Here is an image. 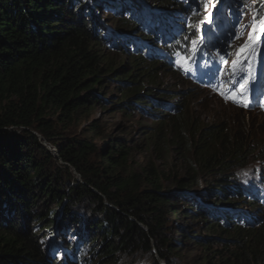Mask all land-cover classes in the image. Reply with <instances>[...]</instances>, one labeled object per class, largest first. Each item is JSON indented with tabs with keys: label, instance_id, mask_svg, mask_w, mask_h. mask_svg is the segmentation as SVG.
<instances>
[{
	"label": "trees",
	"instance_id": "trees-1",
	"mask_svg": "<svg viewBox=\"0 0 264 264\" xmlns=\"http://www.w3.org/2000/svg\"><path fill=\"white\" fill-rule=\"evenodd\" d=\"M119 1L0 0V264H128L140 255L264 264V170L248 168L264 161L261 145L249 123L199 115L194 97L205 88L180 76L181 61L200 63L221 32L217 1L210 13V0ZM254 1L264 30V0ZM254 27L252 37L261 34ZM227 37L226 55L203 63L224 86L250 69L235 61L222 76L240 38ZM164 73L188 91L166 87ZM98 105L150 124L111 129L89 119ZM173 157L178 171L163 169Z\"/></svg>",
	"mask_w": 264,
	"mask_h": 264
},
{
	"label": "rangeland",
	"instance_id": "rangeland-1",
	"mask_svg": "<svg viewBox=\"0 0 264 264\" xmlns=\"http://www.w3.org/2000/svg\"><path fill=\"white\" fill-rule=\"evenodd\" d=\"M132 1H134L132 2V4H135L138 7H141L143 3L149 4L148 0ZM204 1L207 2V0ZM214 1H217L216 7H218L215 10V14L213 17H217L221 20L220 24L222 25H220V27H223L224 29H220L221 32L219 33H212V36H210L209 38V43H206L205 45L204 57L202 61H200V64L204 63L208 56H216V52L219 50H222L223 54V49H225L223 44L225 43L222 35H227L229 37L233 35L234 38H237L239 36L240 38L238 39V45H235L233 57L230 59V62L236 61V63H242V65H246L247 63L245 61L248 54L254 53V48L257 49L258 45L261 47L262 43H264V30L255 20L256 3L254 0ZM119 2L120 4H123L125 2L123 5H126L130 3V0H120ZM213 4V0H210L206 3V13H210L213 11ZM108 14L109 13H104L103 10H100L98 12V15L100 17L99 20L101 22L104 21L106 25L111 26L113 22L108 17ZM110 14L112 13L110 12ZM254 26H256L258 32L261 33L256 37H252V35L254 34ZM233 30H235V33H233ZM260 50H262L264 54V49L262 48ZM222 54L219 57H221ZM198 59L199 56H196L190 60H187V58H185V60L181 61L180 69V76H182V78L194 83L195 86H201L205 88L203 89L205 90L203 91V94L198 93L194 97L196 112L199 115L204 116L207 121H220L232 127H237L240 125L244 126V123H249L252 127V132L256 137V141L260 143L262 151L264 152V108L262 107V98L264 97V86L262 85V83L264 82V64H262V80L260 81L261 88L259 91L254 89L252 86L247 87V85H244L243 82L245 81V77L241 81L238 80L239 78L237 77L235 82L236 84L234 86L231 85L233 84L235 77H230V80H227L229 78L225 79L226 82L229 81L227 82V87L224 85L216 87L214 85L208 84L207 82L198 78L196 74V70L198 69ZM230 67L232 68L233 66L232 63L229 64V61L228 63L222 64V69H224L222 76L227 74L226 77H228L229 73H233ZM203 72H206V69H204ZM161 77V81L169 89L176 90V92L188 91L189 83L182 81L178 76H176V78L171 76L170 73H164ZM204 77L206 78L207 76ZM259 92L263 94L259 95ZM115 94L116 95L113 96L114 100L118 98L117 93ZM240 111H244L245 113H247V115L242 114ZM248 111L250 112V115ZM108 115V112H103L102 107L98 105L92 112L89 119H101L102 123L104 124L109 122V124H112L111 129L114 127V124L116 122L122 120H124V123L133 124L136 126L138 122H141L142 125L150 124V122L148 121L145 122L139 120L141 116L138 113H136V117L133 118V121L129 120V118H123V116L119 114L114 116ZM88 123L90 122L81 124L79 133L87 134L88 131L86 124ZM139 136L140 133L136 131L134 140L136 139V141H143V138H139ZM135 160H138L139 163L143 164L146 160V156L144 154L135 156ZM170 167H173L175 171H178V169L181 167V161L179 157H173V159L170 160L169 163L163 164V169H169ZM248 168L250 169L249 172L253 170L255 173H262V170H264V161H254V163H252ZM205 184V182H202L194 189L196 191H201L205 188ZM200 254L201 251L198 250L194 255L199 256ZM127 262L128 264H151L152 261L149 257L140 255L135 261L128 259Z\"/></svg>",
	"mask_w": 264,
	"mask_h": 264
},
{
	"label": "clouds",
	"instance_id": "clouds-1",
	"mask_svg": "<svg viewBox=\"0 0 264 264\" xmlns=\"http://www.w3.org/2000/svg\"><path fill=\"white\" fill-rule=\"evenodd\" d=\"M224 28L223 27H221V30H223ZM260 35V34H259ZM260 52H261V55L263 54V51L262 50H260ZM226 55V53H223L222 54V57L223 56H225ZM233 57V53H232V55H229L228 57H227V59H226V61L224 62V63H228L227 61H229L231 58ZM255 58V56H254V53H249L248 54V56H247V58H246V63L248 64V62H250V63H252V60ZM262 60V59H261ZM261 60H258V61H261ZM231 62L229 61V64H230ZM238 64H240V65H242V63H238ZM261 68H262V64H258ZM222 67V66H221ZM256 110H260V109H256Z\"/></svg>",
	"mask_w": 264,
	"mask_h": 264
},
{
	"label": "bare ground",
	"instance_id": "bare-ground-1",
	"mask_svg": "<svg viewBox=\"0 0 264 264\" xmlns=\"http://www.w3.org/2000/svg\"><path fill=\"white\" fill-rule=\"evenodd\" d=\"M260 57H261L262 60L260 59L261 61H256V62H262V61H264V54H262Z\"/></svg>",
	"mask_w": 264,
	"mask_h": 264
},
{
	"label": "snow or ice",
	"instance_id": "snow-or-ice-1",
	"mask_svg": "<svg viewBox=\"0 0 264 264\" xmlns=\"http://www.w3.org/2000/svg\"><path fill=\"white\" fill-rule=\"evenodd\" d=\"M254 31H255V27H254V29H253Z\"/></svg>",
	"mask_w": 264,
	"mask_h": 264
}]
</instances>
